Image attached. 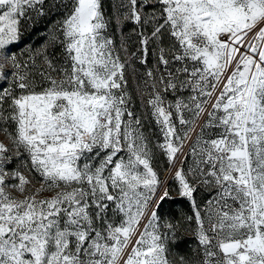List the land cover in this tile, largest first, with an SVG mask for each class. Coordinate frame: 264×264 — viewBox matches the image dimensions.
Returning <instances> with one entry per match:
<instances>
[{"label": "snow or ice", "instance_id": "snow-or-ice-1", "mask_svg": "<svg viewBox=\"0 0 264 264\" xmlns=\"http://www.w3.org/2000/svg\"><path fill=\"white\" fill-rule=\"evenodd\" d=\"M0 264H264V0H0Z\"/></svg>", "mask_w": 264, "mask_h": 264}, {"label": "rangeland", "instance_id": "rangeland-1", "mask_svg": "<svg viewBox=\"0 0 264 264\" xmlns=\"http://www.w3.org/2000/svg\"><path fill=\"white\" fill-rule=\"evenodd\" d=\"M106 6L111 10V5L113 3V0H105ZM45 25L41 24L39 25L40 29H44ZM131 30V25H129L127 28H125V31H130ZM44 32L43 31H38L35 34L31 36V39L28 41L29 44L31 45H40L41 40L43 39ZM177 207L179 208L178 216L179 217L181 213H187L191 214L190 207L189 209H184L183 207L180 206V204H177ZM196 247V240L195 238L188 234L184 233V243L181 245V254L183 255H192V250Z\"/></svg>", "mask_w": 264, "mask_h": 264}, {"label": "trees", "instance_id": "trees-1", "mask_svg": "<svg viewBox=\"0 0 264 264\" xmlns=\"http://www.w3.org/2000/svg\"><path fill=\"white\" fill-rule=\"evenodd\" d=\"M177 204H180L181 207L187 210L190 207L188 201L185 199L181 197H174L172 200L164 204L162 212L173 216H178L179 208L177 207Z\"/></svg>", "mask_w": 264, "mask_h": 264}, {"label": "crops", "instance_id": "crops-1", "mask_svg": "<svg viewBox=\"0 0 264 264\" xmlns=\"http://www.w3.org/2000/svg\"><path fill=\"white\" fill-rule=\"evenodd\" d=\"M33 46H36V45H33ZM172 197L174 198V197H179V196H177L176 193L173 192V193H172Z\"/></svg>", "mask_w": 264, "mask_h": 264}]
</instances>
